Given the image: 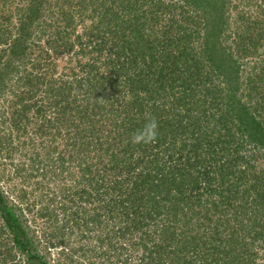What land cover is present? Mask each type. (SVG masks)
<instances>
[{"label":"trees","instance_id":"trees-1","mask_svg":"<svg viewBox=\"0 0 264 264\" xmlns=\"http://www.w3.org/2000/svg\"><path fill=\"white\" fill-rule=\"evenodd\" d=\"M231 5L0 0V264H264V26Z\"/></svg>","mask_w":264,"mask_h":264},{"label":"rangeland","instance_id":"rangeland-1","mask_svg":"<svg viewBox=\"0 0 264 264\" xmlns=\"http://www.w3.org/2000/svg\"><path fill=\"white\" fill-rule=\"evenodd\" d=\"M257 3H260V0H233V5H231L232 18H234L233 20L235 22V26L240 25V30L241 29L244 30V28L247 26H250L252 28V30H254L258 25H260L261 27L264 26V14L261 13V11H260L262 9V7L261 6L259 7L257 5ZM240 15H243V16H241V19L238 18ZM89 24H91V20H89ZM247 37H250V36L247 34ZM233 38H234L233 35L230 36V40H229L228 44L235 47L234 45H236V43H235ZM231 42H232V44H231ZM69 56H67V57H69ZM67 57H66V59H67ZM263 57H264V39L261 40L260 47L257 48L256 52L252 53L250 56H248V58H246L244 60L245 61V64H244L245 67L244 68H246V71H248V70L250 71L252 68H254V65H256V64H254L255 62H262L264 60ZM60 61H61V64L65 62V60L61 59V58H60ZM59 73H61L60 69H59V72L57 74L59 75ZM42 101H43V98H42ZM105 122H106V120H105ZM63 146L64 145L62 144L60 148H62ZM4 159H5V160H3L4 166L7 167L8 169H11V167L13 169L14 166L16 167V165H17V163H19V161L24 160V157L22 156V153H19V152H17V150H15L12 155L7 156V158H4ZM21 178H23V177L18 176V179L16 180L17 183L21 182ZM38 179H41V178H36V180H38ZM33 180H35V179H33ZM70 182L74 185V181L72 179H70ZM51 185L53 187H56V188L59 187V185L57 183H53V184L51 183ZM28 189L32 193L33 188L30 186ZM10 192H11V190H10ZM42 192L43 191H41V190H37L34 193V195L29 196V198H30L29 201L37 202V204H36L37 211L35 210L32 213H29V216H30L29 218H31V219L33 218V216L37 215L38 209L43 204V202H41V198L43 196ZM46 193H47V190H46ZM44 202H46V201H44ZM61 217H62V215H61ZM31 222L34 223V221H31ZM36 223H37V227H38V230L40 233L43 232V230H45L46 226L48 225V221H46L45 218L37 219ZM50 229H52V228L50 227ZM258 248L260 251V256L257 258L258 259L257 262H262L264 260V245H262L260 243V245H258ZM130 253L133 256V257H131L132 264L140 263L139 262L140 260L137 257V255L140 256V253L137 250H135V251L132 250ZM51 256L53 257V259L59 260L58 257L60 256V254L58 252V248L52 249ZM126 256H128V255L124 253V257H126ZM216 257H217V255H216ZM62 262H63V260H59L58 263L62 264Z\"/></svg>","mask_w":264,"mask_h":264},{"label":"clouds","instance_id":"clouds-1","mask_svg":"<svg viewBox=\"0 0 264 264\" xmlns=\"http://www.w3.org/2000/svg\"><path fill=\"white\" fill-rule=\"evenodd\" d=\"M159 135V122L150 112L145 113L143 125L137 129L131 136V143L149 144L155 142Z\"/></svg>","mask_w":264,"mask_h":264}]
</instances>
